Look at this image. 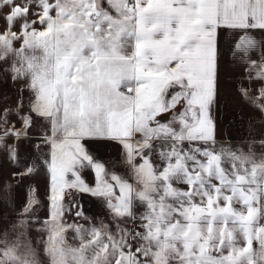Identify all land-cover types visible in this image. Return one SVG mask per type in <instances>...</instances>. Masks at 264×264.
Wrapping results in <instances>:
<instances>
[{
    "label": "snow or ice",
    "instance_id": "1",
    "mask_svg": "<svg viewBox=\"0 0 264 264\" xmlns=\"http://www.w3.org/2000/svg\"><path fill=\"white\" fill-rule=\"evenodd\" d=\"M0 20V74L23 84L0 110V148L15 162L8 139L36 118L48 128V214L36 218L47 264H264V151L218 144L215 114L231 31L250 85L238 91L264 115V0H0ZM85 141L118 144L128 174ZM77 195L101 200L109 223ZM38 204L33 190L0 264H41L23 239ZM73 212L91 226L67 223Z\"/></svg>",
    "mask_w": 264,
    "mask_h": 264
},
{
    "label": "crops",
    "instance_id": "2",
    "mask_svg": "<svg viewBox=\"0 0 264 264\" xmlns=\"http://www.w3.org/2000/svg\"><path fill=\"white\" fill-rule=\"evenodd\" d=\"M3 21L0 20V25ZM23 87L22 82H13L6 74H0V110L17 107L18 95ZM30 93H23L24 104L27 106ZM10 121L16 128L21 124L15 115L10 117ZM48 131L46 123L36 118L33 126L29 129L27 138H21L17 141L15 138L8 139L7 143L12 145L18 154V159L13 162L9 158L7 148H0V209H15L24 207L27 198L33 190L39 204L37 207L46 215L48 214V194L49 178L43 167V161L48 157L50 146L44 143L43 134ZM86 146L94 157L102 162H107L106 166L115 165L114 171L120 175H126L129 172L128 167L122 162L121 148L114 142L106 141H85ZM35 162L39 167L31 174L23 178L14 177V173H20L30 164ZM83 178L88 182H93L91 171L82 172ZM76 203L88 205L90 215L94 218H100L101 221L109 223L107 210L104 203L92 196H76ZM85 207V206H84ZM41 257V254H40Z\"/></svg>",
    "mask_w": 264,
    "mask_h": 264
},
{
    "label": "rangeland",
    "instance_id": "3",
    "mask_svg": "<svg viewBox=\"0 0 264 264\" xmlns=\"http://www.w3.org/2000/svg\"><path fill=\"white\" fill-rule=\"evenodd\" d=\"M221 54L219 60V82H218V99L216 105V139L218 144L226 147H235L241 150L252 149L259 153L264 151L262 142H264V115L259 111L254 110L248 103L242 99L238 88L243 86L250 87L245 77V65L241 62L240 54L233 52V45L236 41L235 35L231 32H221ZM258 36L264 35L257 33ZM255 59L256 55L253 54ZM37 199V195L35 197ZM85 206V207H84ZM84 213L92 218V221L99 226L102 219L94 218L90 215L88 205L84 204ZM23 208V207H22ZM22 208L15 209H0V240L4 239L3 233L8 232V240L15 239V233L12 232L11 226L18 224L20 216L18 213ZM31 224L28 226L23 237L24 242L31 244V246L39 252V260L41 264H47V258L43 253V245L41 240L44 234L38 232L40 224L36 223V218L43 220L45 215L37 206ZM27 219V217H25ZM67 223L83 224L85 227L91 225L83 219H77L73 214L65 216ZM68 243L75 244L73 239L74 234L69 232ZM0 244V247H4ZM41 254V257H40Z\"/></svg>",
    "mask_w": 264,
    "mask_h": 264
}]
</instances>
